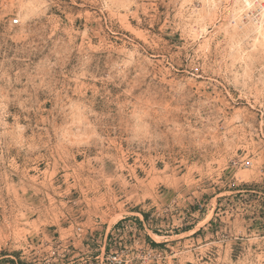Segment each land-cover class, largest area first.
Returning <instances> with one entry per match:
<instances>
[{"label": "rangeland", "instance_id": "374dc122", "mask_svg": "<svg viewBox=\"0 0 264 264\" xmlns=\"http://www.w3.org/2000/svg\"><path fill=\"white\" fill-rule=\"evenodd\" d=\"M261 18L0 0V264H264Z\"/></svg>", "mask_w": 264, "mask_h": 264}, {"label": "built area", "instance_id": "2783aa9c", "mask_svg": "<svg viewBox=\"0 0 264 264\" xmlns=\"http://www.w3.org/2000/svg\"><path fill=\"white\" fill-rule=\"evenodd\" d=\"M243 5L246 7V14L248 18L258 20L262 17L264 0H242ZM14 24H18L15 20Z\"/></svg>", "mask_w": 264, "mask_h": 264}, {"label": "bare ground", "instance_id": "6f19581e", "mask_svg": "<svg viewBox=\"0 0 264 264\" xmlns=\"http://www.w3.org/2000/svg\"><path fill=\"white\" fill-rule=\"evenodd\" d=\"M263 14H262V17L264 18V6H263ZM261 18V19H263ZM264 21V20H263ZM260 29V36L263 37L264 36V22L261 23V25L258 27Z\"/></svg>", "mask_w": 264, "mask_h": 264}, {"label": "trees", "instance_id": "16d2710c", "mask_svg": "<svg viewBox=\"0 0 264 264\" xmlns=\"http://www.w3.org/2000/svg\"><path fill=\"white\" fill-rule=\"evenodd\" d=\"M152 245L157 246L155 243H152Z\"/></svg>", "mask_w": 264, "mask_h": 264}]
</instances>
